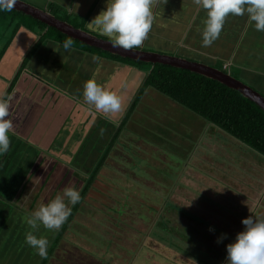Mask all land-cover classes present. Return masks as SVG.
<instances>
[{
    "label": "crops",
    "instance_id": "obj_1",
    "mask_svg": "<svg viewBox=\"0 0 264 264\" xmlns=\"http://www.w3.org/2000/svg\"><path fill=\"white\" fill-rule=\"evenodd\" d=\"M27 1L45 7L50 0ZM53 1L68 8L69 12L79 15H85L88 9L91 8V6H86L84 11L80 12L79 8L80 6L82 8L83 2L89 4L96 1V4L98 3L97 7L92 10L95 16L106 8V0ZM153 16V25L149 34H161L160 32H164L165 36H169L168 33L175 34L174 29L176 27V29H181V42L185 45H179V50L185 52L179 53L175 50L174 54L212 66L220 63L222 64V70L224 69L223 71H228L230 74L231 68H233L237 76L231 74L232 76L264 93V32L256 31L254 26L248 23L247 14L243 16L229 15L226 18L219 38L208 47L202 45L201 35L207 13L202 8L197 7L193 0H158L153 9ZM34 39L35 37L32 33L24 28L19 29L12 44L0 59V99H7L9 103L8 118L13 123V128L9 133L10 144H14V148L18 146L17 150L19 148L24 149L28 153L26 158L29 165H27V168L25 167L26 171H24L23 176H25L27 183L29 182L32 186L33 182L36 183L44 175H46V178L50 176V181L53 182L54 178H52V175L56 177L57 173L52 174V171L55 168L60 171L61 166H65L67 160H73L72 155L80 162L89 161L91 170L97 157L105 150L108 143L115 139L110 147L109 156L106 158L104 165L99 168L82 203L90 211L94 209L92 204L95 201L97 205L102 207L104 206L101 203L102 200L96 199L95 193L90 194V190L95 182L100 181L107 174V159L115 155L112 151L114 146L118 147L121 145V147H124L125 144L131 143L129 140L124 142L123 135L128 132L124 125L116 138H114V135L121 121L131 117V113H128V108L136 96L144 74L136 67L116 60H110L100 54H93L73 45L70 50L66 51L63 48V43L47 40L36 49L24 68L18 73L14 85L8 92L11 81L19 70L23 56ZM149 39L147 38L140 48L144 49V45L148 41L151 42ZM161 39V41L166 39L167 42H165L168 43V38L164 37ZM146 47V49L156 48L155 46ZM223 66L227 67L223 68ZM90 78L115 91L121 97L123 109L120 113L115 114L111 118H106L104 114L97 112L94 106L85 102L82 95L83 87L85 81ZM6 93L7 96L5 97ZM147 112L153 111L149 109ZM86 118L89 119L85 121ZM112 120L118 123H113ZM83 123L86 125L85 127H89L92 131L90 134L87 132L84 137L80 136L81 138L77 140L75 131L83 129ZM80 125L81 127H79ZM210 129L215 130V138L212 139L213 141L211 138L206 139V137L203 140V135H206L205 131ZM103 132H106V138L104 142H102V139L100 140L103 146L95 158L91 156H89L90 159L85 158V154L82 156L77 155L76 152L79 153L80 151L78 150L82 146L85 148L87 144L89 149V145H96ZM93 133H95V136L92 138ZM222 134L225 133L220 128L204 120L198 134L200 139L194 141L192 146L196 145L206 152L204 154H213L211 156L214 157L208 160L201 156V159L192 162V157L188 156L181 166L177 179L166 181L163 179L167 176L166 170H163L161 165H158L159 167L155 166V163L159 160L169 161L168 157L167 160L160 158L153 162L155 173L147 174V176L153 178L148 181L147 188L157 187V189L150 188L152 194H162L164 192L184 194V201H186L187 205L180 204L179 207L185 208V213L180 212L182 214H178L175 208L183 222V226H185L180 231L182 233L180 238L191 241V247L194 248L195 246L197 249L194 248V251L192 250L193 253H188L183 247L171 242L174 238L165 239L162 241H166L164 243L169 250L170 256L173 255V257L164 258L165 260L158 258L156 261H151L150 256H148L149 263L157 264L162 261L161 264H172L171 262L169 263L170 259L177 258L180 264H225L226 245L235 238L239 231L243 230L242 219L249 215L264 217V157L237 139L225 138ZM209 139L212 141L211 143L208 142ZM224 140H228V144L232 143L238 152H243L244 157L240 158L238 153L235 152L231 156L234 148H230L227 149L230 156L226 153L225 156L218 158L215 154L221 150L219 146H225L219 141L224 142ZM98 145L100 146V144ZM190 145H188L189 153L193 149ZM63 146H67L65 149L67 152H72L71 157H66L69 153L66 154L64 152ZM74 146L77 147L75 149L76 152L71 148ZM126 148L132 150L130 146L125 147L121 150L122 154L120 156H123V153L126 154ZM29 150L41 151L40 161L47 159L46 163L51 164L50 166L53 170H47L46 172L42 169L43 165L40 164L28 171L37 155H30ZM21 152L19 151V153ZM27 153L25 154L27 155ZM88 154L90 155L89 152ZM131 154L134 155L135 153L131 151ZM5 155H0V165ZM138 157L140 156L135 154V158ZM236 158L244 160V166H239ZM218 159L219 161L217 162L216 160ZM247 164L249 168L246 166ZM220 165H223L221 166L222 168ZM135 168L138 170L137 167ZM90 170L84 173V176L88 175ZM213 170L219 172V174H213L215 173ZM13 171H8V177H13L14 179ZM5 172L6 170L0 172V179L5 178ZM13 179L9 181V184L1 183L0 191L10 187ZM251 181L258 185L254 187L250 183ZM100 182L102 183V181ZM53 192L54 189L52 190ZM159 197L155 198L158 199ZM65 200L67 202V198ZM0 203L8 207L12 205L14 207V204L8 201L5 196L3 197L2 193H0ZM162 203H165L162 206L170 207L172 202L164 199ZM90 211L85 212V214H89L88 218L97 219L93 216L95 212ZM22 215L24 213L15 214L18 218L23 217ZM24 216L26 220L30 217L27 213ZM13 217L14 214L11 215L10 220H13ZM91 223H93L92 220ZM188 232L194 233V238L188 237ZM26 234L27 232L23 227H17L12 234L10 230L9 232H4L2 240L8 239L4 246L5 250L8 251L12 247L16 251V254H14L15 258L13 257L12 259L9 256L6 259L12 261V264L17 262L18 257H20V262L23 261L24 250L27 248ZM224 234H226L224 239L218 243L217 238ZM155 242L157 241L155 240ZM84 246L86 247H83L84 250L89 248L88 245ZM17 247L19 250H16ZM202 248L204 249L201 250ZM20 254L23 255L21 256ZM1 263L6 264L5 261L2 262L0 259ZM36 263L34 262L33 264Z\"/></svg>",
    "mask_w": 264,
    "mask_h": 264
},
{
    "label": "rangeland",
    "instance_id": "obj_2",
    "mask_svg": "<svg viewBox=\"0 0 264 264\" xmlns=\"http://www.w3.org/2000/svg\"><path fill=\"white\" fill-rule=\"evenodd\" d=\"M92 4L93 2L89 4L83 2L82 8L80 6L79 11L83 12L86 6L90 7ZM97 5L98 3L94 6L93 10L97 7ZM94 17H95L94 12L93 11L90 12L88 15V19L85 21L84 27L82 29H86L92 33H96L100 35L99 31L93 26L91 22L94 19ZM172 20L174 19L172 18ZM70 21H74V20L70 19ZM191 21L194 23L193 20ZM176 28L174 29L175 34L168 33L169 36L167 35L165 36L164 32H160V31L159 32L161 34L159 33L148 34V39L150 37L149 40H151V42L148 41V43L144 45L145 46L144 49L147 48L146 46L148 47L155 46L156 48H150L148 50L157 51L161 53H173V54L175 53L176 50L179 53H184L185 51L179 50L180 46H182L181 44H183V42H181L182 41L181 29L179 28L176 29ZM101 36L110 39L107 36H103V35ZM164 37L168 38V43H166L167 42L166 39H165L166 42L161 41L162 40L161 38ZM216 65L217 67H219L220 63H217ZM231 74L237 76L233 68H231ZM149 109H151L153 112H147ZM130 115H131L130 118L124 120V122H126L124 126L127 128L126 130L128 132H126L125 135L123 136H124V142L129 140V142L131 143L125 144L124 147H121V145L118 147L114 146L112 151L114 152L115 155L114 156L112 155L110 156L109 159H107L108 160V164L106 166V170L108 171L107 174L100 179L102 183L100 181L95 182L93 188L90 190V194L95 193L94 195L96 196V199L102 200L101 203L104 205L101 207L97 205L96 201L95 203L92 204L95 210L100 209L99 211H94L95 214H93V216H95L97 219L88 218L89 214L88 213L85 214V212L86 211L89 212L90 210L85 206V204H81L77 211V216L74 217V222L71 225V230L68 229L66 233H64V236L63 238H61V241L59 242L58 246L56 247L55 250H53L49 259L47 260L48 262L47 264H78L76 263V261L82 263L83 257L78 256L77 250L83 247L86 248L84 246L85 245L84 242H86L85 240H87V238L84 237H88V238L98 237L96 243L97 245L99 243V247L102 243L109 246V248H112V245H119V244H122L126 248L131 247L133 249L131 251L133 253L132 258H134L135 260L131 259L128 262V264H139L138 257H140L139 260L147 264L149 263L150 260L156 261L158 257L156 256L155 253L152 254L153 250L150 248L151 249L150 251L145 247V245L142 244L144 243V238H146L147 233L150 231L152 232L155 231V228L156 231H161V230L162 232L168 231L164 228L160 229L162 226L158 224L159 220H165L166 225L171 228L169 229L166 227L167 229H169V231L167 233L164 232L165 236L168 235L170 238H174V240L171 242H173L174 244L176 243L177 245L183 247L185 250H187L188 253H193L194 248L197 249L195 246L194 248L191 247L192 244L191 241L187 239L183 240L182 238H180V235L182 234L180 233V231H182L183 230L182 227L185 226H183V222L179 217V215L177 214L175 208H172V205H177V206H180V204H183L184 206L187 205L186 201H184L185 200L184 194L179 193L180 195L178 198L170 197L169 200L172 202L170 207L162 206L166 202L163 204L162 203L163 199H156L155 196L152 193L147 192V190L143 188L144 186L140 185L139 182L141 181L144 182V184H147V181L149 179H153L151 177H147L145 173H142L140 175V172L147 171V173H153V174L155 173V171L153 170L154 169L153 165L151 164L146 165L144 157L149 158L152 164L154 161H157L160 158L162 159L165 158L166 160L169 158V161L159 160L157 161V163H155V166L161 165L162 169L166 170L167 176L163 178L166 181H169L171 179L174 180L175 178L177 179L179 171L181 170V166L188 156L192 157L191 158L192 162H196L198 159H201L202 158L201 156H203L208 160L213 159L214 156H211L213 154H204L205 151L200 149L198 146L196 145L192 146L194 144V141L200 139V135L198 137V134H199L200 126L202 125L204 119L198 116L197 114L185 109L181 105L175 103L170 98L157 92L153 87L150 86H147L144 89L143 93L139 95L135 108L131 111ZM87 119L89 118H86L85 121ZM85 126L86 125H84L83 123L82 124L83 129H79L78 131H75V133H77L76 134L77 140L81 138L80 136L84 137L87 132L88 134L91 133L92 130L89 129V127L87 128ZM79 127H81V125ZM210 130L205 131L206 135L205 136L203 135V140L205 139V137L206 139L211 138V140L215 138L216 136L214 132L215 130L213 129ZM223 132L225 133L222 134L223 137L234 139V137H232L225 131ZM94 136L95 133L92 134V138ZM105 138H106V132L105 133L103 132L101 137H99L96 145H91V146L89 145V149H88V145L86 144L85 148L84 146H82L78 150L80 151L79 153L75 151L77 147L74 146L71 148L77 153V155L82 156L83 154H85L86 155L85 158L90 159L89 156L95 158L97 153L101 151L103 146L100 140L102 139V142H104ZM228 140H224V142L219 141V143H222L225 146H219L221 150L217 154H215L217 155L218 158H220L221 156H225L226 153L229 155L230 153L227 149L234 148V145L232 143L228 144L229 143ZM212 141H210L209 139L208 142L211 143ZM98 144H100V146ZM13 145L14 144H10V148L8 152L14 149ZM188 145H190V147L193 148L192 150L190 149L191 153H189L190 151L188 150L189 149ZM128 146H130L132 150L126 148L127 151L126 154L123 153V156H120V154H122L121 150ZM66 148L67 146H63L64 152L66 154L69 153L68 155H66V157L67 158L71 157L72 152L71 151L67 152L65 150ZM19 151L21 153H19ZM131 151H133L136 155H139L141 157L139 163L135 162V160H137L138 158L132 157ZM88 152L90 153V155L88 154ZM234 152L238 153V156H240V158L244 157L243 152H238L236 148H234V151L231 154V156L234 154ZM25 153L27 152L24 151V149L19 148V150H16V153H13L12 158H9L10 156L9 153L1 160L2 164L0 165V172L6 170L5 172L6 176L5 178L0 179V184L1 183L9 184V181L12 180L13 177H8V171L14 170L13 171L14 173L12 172L14 174V179L12 181V184L10 185V187L0 191L3 197L5 196V198H7L8 201L14 204V207L12 208V211L10 213L6 212V220L2 221L0 219V232L6 233L9 232L10 230L12 234L17 229V227L18 228L23 227L27 233L33 231L31 227L27 224V220L24 215L27 213V215L30 216L41 204H46L56 195H63V190L67 187L74 186L77 189H79V187L82 186L81 177L84 176V173H87L90 170L89 161L80 162L73 157L74 155H72L74 161L67 160V163L65 165L66 168L65 166H61L60 171H57V168L53 170V168L50 166L51 164L46 163L47 159L40 161L41 151L29 150L30 155H34V154L37 155L35 159L32 161L28 171H31V169L41 164L43 165L42 169L45 170L46 172L47 170L49 171L53 170L52 174L57 173L56 177L52 175V178H54L53 182L50 181V176L46 178V175H44L40 177L36 183L33 182V185L31 186L29 182L27 183L25 176H23L24 171H26L27 165H29L28 160L26 158V156H28V153L27 155ZM240 158H236L237 164L239 166L241 165L244 166V160H241ZM216 161L218 162L219 159ZM135 166L137 167L138 170H136ZM221 166L223 165H220V167ZM246 166L249 168L248 164ZM18 170H20V172H18ZM213 172H215L213 174L216 173L219 174V172H216L214 170ZM78 175L80 177H78ZM250 183H252L254 187L258 185V184L255 185L253 181H251ZM150 188L157 189L156 186L154 187L152 186ZM53 189L54 192L52 193ZM127 200H131V201H127ZM138 203H142L150 206L151 207L150 211L149 212L145 211V208L140 209ZM86 205L88 206V204ZM111 206L112 208L113 207L114 208L113 209L110 208ZM121 206H123L124 212L121 215H116L115 211L117 210V208H120ZM18 213L21 214L24 213V215H22L23 217L18 218V216H15V214ZM105 213L109 214V217H107L106 220H104L103 222L98 221V219L100 220L101 214L105 215ZM13 214H14L13 217L14 219L10 220L11 215ZM91 220L93 221V223H91ZM134 220H138V222L142 220L143 227L141 226L139 227L138 222H135ZM91 230L92 231L94 230L96 234L91 235L90 234ZM54 232L55 231H49L45 229L41 225L39 230L36 231L35 234L37 236L46 237L49 241V238L52 237ZM137 233L140 234L142 233L144 236L139 238L137 236ZM3 236L4 234L0 238V255L1 252L5 250L4 248L5 243L8 242V239L2 240V238H4ZM100 236H103L104 239L101 240ZM151 236H152L151 239L153 238L155 239V236L153 235ZM187 236L194 238L195 235L194 233L188 232ZM164 242L166 243V241ZM26 246L27 248H25L24 250L25 251L24 257H22L23 261L20 262L19 261L20 257H18L17 262L13 264H33L34 262L36 263V261L40 258V256L36 254L34 249L30 248L28 245ZM203 249L204 248H202L201 250ZM16 250H19V248L17 247ZM146 250H148V252H146ZM12 251H15L12 249V247L9 248L8 252L3 251L4 257H1L2 262L5 261L6 264H8V262L12 264V261L6 260L9 256L12 257L13 259L14 253ZM123 251L124 249L122 250V252ZM118 252L121 251L118 250ZM6 254L7 256L5 258ZM148 256H150L151 258L150 260ZM128 258L131 257L128 256ZM99 261L101 262V264H105L103 260H99V259L97 260L96 263H100ZM161 262L162 261H159L157 264H161ZM125 264H127V262Z\"/></svg>",
    "mask_w": 264,
    "mask_h": 264
},
{
    "label": "trees",
    "instance_id": "obj_3",
    "mask_svg": "<svg viewBox=\"0 0 264 264\" xmlns=\"http://www.w3.org/2000/svg\"><path fill=\"white\" fill-rule=\"evenodd\" d=\"M95 5L96 1L93 2L91 8L88 9L85 15H79L73 12H69L68 8H65L63 5L53 0L47 2L46 9L59 19L66 20L75 27L83 28L85 21L88 19L89 13L93 10ZM70 19H73L74 21H70ZM21 28H24L30 33H32L35 39L26 51L25 55L23 56L19 70L17 74H15V76L13 77L8 92L14 85L18 73L24 68L30 57L35 53L36 49L41 44H44L47 40H53L55 42L63 43L65 40L71 39L73 41V46H76L81 50L88 51L93 54H100L101 56L106 57L110 60H116L128 64L130 66L136 67L140 71H143L144 75L141 84L136 92V96L133 98L128 108L129 114L135 107L139 95L143 93L144 89L147 86H150L153 87L157 92L170 98L172 101L181 105L185 109L197 114L208 123L220 128L221 130L225 131L238 141L246 144L255 152L259 153L261 156L264 157V111L255 102H253L249 98L244 97L236 89L230 88L227 85L217 81L216 79L206 77L196 72H192L188 69L160 63H155L151 68L152 64L150 62L133 60L130 58L111 54L107 51H103L99 48L89 46L79 40L71 38L70 36L60 32L56 28L48 26L44 22L15 9H12L11 11H0V59L3 57L9 46L12 44L17 33L19 32V29ZM94 34L99 37H102L101 35H98L96 33ZM221 65L222 64H220L219 67H217V65L214 66L219 69H222ZM252 88L259 91L255 87ZM7 93L5 94V97L7 96ZM260 93L264 95L263 92ZM124 123V120L121 121L120 126L114 135V138L118 136L120 129L124 125ZM113 140L114 139H112L110 143H108V145L105 147V150L101 152V154L97 157L88 175L81 177L82 186L78 189L81 193V201L75 206H71L72 214L68 217L67 221L62 225V227L59 230H56L53 233L52 237L49 238L47 258L42 259L40 257L36 264H47V260L49 259L53 250H55L58 246L59 242L61 241V238H63L64 236V233H66L68 229L71 230V225L74 222V217L77 214L79 206L84 202L87 192L90 189L93 180L99 171V168L104 165L106 158L110 154V147L114 142ZM16 150L17 148H14L12 149V151L7 152L6 155L10 153L9 158H12L13 153H16ZM131 155L135 158L133 154ZM140 158L141 157H138L135 162L139 163ZM144 159L146 165H152V162L149 158L144 157ZM142 173H145L146 175L148 174L147 171H144L140 172V175ZM148 181H150V179ZM148 181L147 183H149ZM139 183L140 185L144 186L143 188L147 190V192L152 193L151 189L146 187L147 184H144V182L141 181ZM165 193H154L153 195L155 197L160 196L158 199L163 200L165 198L169 200L170 197L178 198L180 195L178 194V192H168L166 194ZM138 205L140 209L145 208V211L148 212L151 209V207L146 204L138 203ZM12 206L8 207L5 206V204L0 203V219L2 221L6 220V212L10 213L13 208ZM172 208H176L178 214H182L180 212H184L186 210L185 208L182 209L177 205H172ZM123 209V206L117 208V210L115 211L116 215H121L124 212ZM99 210L100 209L95 210V208L94 210L91 209V211L93 212ZM107 217H109V214H101L100 220L98 219V221L103 222L104 220H106ZM134 221L138 222V220ZM158 224L162 226L160 229L164 228L168 231L169 229H171L169 226L166 225L165 220H159ZM138 226L143 227L142 220L138 222ZM166 227L169 229H167ZM168 231H156L155 228V231H153L154 233L152 231L147 233L146 238H144V243L142 244L145 245V247L150 251L152 249V254L155 253L156 256L158 255L157 257L160 260L164 258L166 259L173 257V255L170 256L168 248L166 247L164 241H162L165 239H171L167 234V236H165L164 234V232L167 233ZM90 232L91 235L96 234L94 230H91ZM142 233H137V236L141 238L142 236H144ZM0 234H4V232H0ZM151 235L155 236V239H151ZM100 239L102 240L104 239V237L100 236ZM96 240L97 237H87V240H85L86 242L84 243L85 245H88L89 248L86 250H84L83 248L77 250L78 256L83 257V262L79 263V261H76V263L101 264L100 261V263H96L99 259L103 260L105 264H125L126 262L128 264L131 259H134L132 258L133 253L131 251L133 249L131 247L126 248L122 244H119L112 245V248H109V246L104 243H102L99 247V243L97 245ZM155 240L157 242H155ZM123 249L124 251L122 252ZM118 250L121 252H118ZM3 251L1 252L0 259L1 257H4ZM146 252H148V250H146ZM13 253L16 254L15 251H13ZM6 256L7 254L5 255V258ZM128 256H130L131 258H128ZM139 259L140 257H138L139 264H146L145 262ZM170 262L172 264H180V261H178L177 258H172V260L170 259L169 263ZM8 264H10V262H8Z\"/></svg>",
    "mask_w": 264,
    "mask_h": 264
},
{
    "label": "clouds",
    "instance_id": "obj_4",
    "mask_svg": "<svg viewBox=\"0 0 264 264\" xmlns=\"http://www.w3.org/2000/svg\"><path fill=\"white\" fill-rule=\"evenodd\" d=\"M157 2L158 0H106V8L91 22L100 35L110 38L113 47L136 49L148 38ZM193 3L207 13L201 32L204 47L211 46L219 38L229 15L247 14L248 23L256 31L264 32V0H193ZM15 4L16 0H0V11H11ZM72 45L71 39L63 42L66 51ZM82 95L87 104L94 106L106 118H111L123 109L121 97L95 79L85 81ZM8 117L9 103L7 99H0V155L6 154L10 148L9 133L13 123ZM112 122L118 123L115 120ZM81 199V193L76 187H67L63 190V195H56L46 204H41L28 218L27 224L33 231L26 234V244L42 259L47 258L49 241L46 237L37 236L35 232L41 225L49 231L59 230L72 214V207L69 205L75 206ZM242 224L243 230L226 245L225 264H264V217L249 215L242 219ZM225 235L218 237L217 242H222Z\"/></svg>",
    "mask_w": 264,
    "mask_h": 264
},
{
    "label": "water",
    "instance_id": "obj_5",
    "mask_svg": "<svg viewBox=\"0 0 264 264\" xmlns=\"http://www.w3.org/2000/svg\"><path fill=\"white\" fill-rule=\"evenodd\" d=\"M13 9L36 18L48 26H52L71 38L79 40L89 46L99 48L103 51H107L111 54L121 57L150 62L152 64L151 68L155 63L166 64L188 69L192 72L216 79L228 87L236 89L244 97L255 102L264 111V95L242 80L232 76L228 71H223L217 67L205 64L203 62L190 60L178 54L161 53L142 48H136L132 50L115 48L110 42V39L99 37L86 29L75 27L68 21L56 17L54 14L48 11L46 7L38 6L27 0H16V4Z\"/></svg>",
    "mask_w": 264,
    "mask_h": 264
}]
</instances>
